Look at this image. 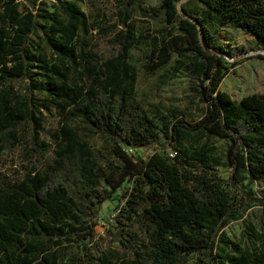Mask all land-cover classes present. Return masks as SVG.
<instances>
[{"label":"trees","instance_id":"1","mask_svg":"<svg viewBox=\"0 0 264 264\" xmlns=\"http://www.w3.org/2000/svg\"><path fill=\"white\" fill-rule=\"evenodd\" d=\"M47 1L0 0V146L11 141L21 122H32L38 131L42 109L53 104L64 113L53 132V162L0 183V264H140L118 262L115 250L96 255L89 250L101 203L119 195L126 218H141L148 226L143 246L151 264H186L192 252L205 255L196 264H251L245 253L226 252L223 226L255 200L264 209V195H253L240 180L242 170L251 179L264 178V83L238 100L218 88L228 66L241 61L237 50L243 47L219 40L209 23L217 14L264 43V0H185L182 15L175 0L158 4L165 26L150 37L143 69H158L172 53L187 58L194 94L203 102L199 119L189 124L172 110L143 108L135 96V71L128 62L135 40L130 18L146 0L116 1V23L104 32L118 51L85 85L70 83L69 73L85 58L76 40L89 31L88 16L76 0ZM17 78L27 80V100L13 98L8 82ZM37 93L44 98L38 100ZM70 119L82 123L88 137L98 135L105 154H96ZM191 128L194 140L201 135L229 139L224 161L229 187L213 169L220 162L208 147L178 146ZM160 133L175 144L172 155L152 151L134 159L128 153ZM32 139L30 151L43 154L48 144L36 135Z\"/></svg>","mask_w":264,"mask_h":264},{"label":"rangeland","instance_id":"2","mask_svg":"<svg viewBox=\"0 0 264 264\" xmlns=\"http://www.w3.org/2000/svg\"><path fill=\"white\" fill-rule=\"evenodd\" d=\"M116 1L76 0L88 16L89 31L77 37V45L83 48L85 58L80 60L78 66L70 70V83L77 85L89 83L90 74L99 72L105 60L117 53L118 46L111 43L110 35L104 32L107 25L116 23L118 8ZM184 1L175 0L179 15H182L180 6ZM160 2L161 0H146L144 3H139L130 18L134 24L135 40L133 47L128 51V62L135 71V96L145 109L156 106L163 111L172 110L177 119L188 124L193 123L200 117L203 102H200L194 94L195 89L192 86L194 80L187 66V58L178 57L172 53L170 59L158 69L151 72L143 69L150 51V37L159 34L158 30L165 26L163 11L158 6ZM46 4L49 5V1L46 0ZM209 24L219 40L227 45L240 44L243 47L237 50L242 58L241 61L228 66L218 88L228 91L234 100L242 94L256 91L258 86L264 83V57L261 56L264 54L261 52L264 49V43L247 29L237 27L217 14ZM227 60L230 61V58ZM26 81L24 78H17L8 82L14 99L27 100ZM35 97L42 100L44 94L37 93ZM31 98H34V95ZM31 98H29L30 104ZM42 110L38 131L34 132L32 122H21L17 125L11 141L0 146V183L23 177L28 170L42 171L53 162L55 148L53 132L64 121V113L57 110L53 104L48 109ZM67 122L77 130L80 137L86 139L96 154L99 156L105 154L107 148L98 135L88 137L85 134L86 129L78 120L70 119ZM194 130L195 128H191L189 135L182 137L178 146L186 148L187 151L192 149L201 151L199 146L201 143L208 147V152L220 162L214 165L213 169L224 178V184L229 187L228 166L224 163L225 148L229 139L214 135L209 137L201 135L194 140ZM33 135H36L39 143L48 144L43 154L30 151V147L33 146ZM175 149V144L160 133L153 141L129 148L128 153L134 159H145L152 151L173 154ZM193 163L198 164L196 160ZM240 180L245 183L246 188L251 190L253 195H264V178L251 179L248 172L242 170ZM130 185L131 181L124 183L125 188ZM117 192L120 193V190ZM253 202L246 210L227 221L223 226V236L228 244L225 250L227 253L247 254L251 264H259L258 259L261 264H264V209L258 201ZM123 206L124 199L120 195L114 200L101 203L95 218V232L90 243V253L96 255L100 251L115 250L118 262L136 259L140 264H151L144 253L145 247L143 246V243L147 241L148 226L141 218L136 222L126 218L127 213ZM126 240L131 242L132 248L125 246ZM65 256L69 258L72 255L67 250ZM203 256H205L203 252H192L186 258V264H196Z\"/></svg>","mask_w":264,"mask_h":264},{"label":"built area","instance_id":"3","mask_svg":"<svg viewBox=\"0 0 264 264\" xmlns=\"http://www.w3.org/2000/svg\"><path fill=\"white\" fill-rule=\"evenodd\" d=\"M261 52H262V53H264V49H263V50H261ZM171 155H172V154H171Z\"/></svg>","mask_w":264,"mask_h":264},{"label":"crops","instance_id":"4","mask_svg":"<svg viewBox=\"0 0 264 264\" xmlns=\"http://www.w3.org/2000/svg\"><path fill=\"white\" fill-rule=\"evenodd\" d=\"M258 88H259V86H258ZM257 90H258V89H257ZM253 92H254V91H253ZM240 96H241V95H240ZM240 96H239V97H240ZM238 99H239V98H238ZM238 99H237V100H238Z\"/></svg>","mask_w":264,"mask_h":264}]
</instances>
